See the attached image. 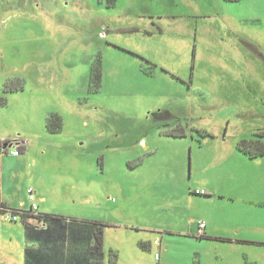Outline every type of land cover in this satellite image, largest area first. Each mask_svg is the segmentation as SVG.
Instances as JSON below:
<instances>
[{
	"label": "rangeland",
	"instance_id": "374dc122",
	"mask_svg": "<svg viewBox=\"0 0 264 264\" xmlns=\"http://www.w3.org/2000/svg\"><path fill=\"white\" fill-rule=\"evenodd\" d=\"M0 97L10 209L106 223L104 264H264V0H0Z\"/></svg>",
	"mask_w": 264,
	"mask_h": 264
},
{
	"label": "crops",
	"instance_id": "0c3cea01",
	"mask_svg": "<svg viewBox=\"0 0 264 264\" xmlns=\"http://www.w3.org/2000/svg\"><path fill=\"white\" fill-rule=\"evenodd\" d=\"M34 222L47 228L41 231L24 228L23 264H27L26 256L32 264H91L93 229L88 223L90 220L66 218L50 223ZM206 228L207 225L203 229ZM203 229L199 227L200 233Z\"/></svg>",
	"mask_w": 264,
	"mask_h": 264
},
{
	"label": "trees",
	"instance_id": "16d2710c",
	"mask_svg": "<svg viewBox=\"0 0 264 264\" xmlns=\"http://www.w3.org/2000/svg\"><path fill=\"white\" fill-rule=\"evenodd\" d=\"M91 80L94 81L96 83V86L94 88V90H98L99 88V83L102 77V71H101V67L100 65H94L92 67L91 70V74H90ZM6 100L3 97H0V105L5 104ZM61 118L57 115H55L54 117H48L47 119V127L48 129L55 131V130H59L61 128ZM168 135H172V136H178V135H185L183 134H172V133H168ZM264 137V131L261 133L257 134L256 138L253 139H242L239 141L238 143V149L245 155H247L250 158H257L260 156L264 155V141L263 138ZM19 144V149L20 152H24L25 151V145H21V142L19 141V139H15V140H1L0 139V158L3 152L7 151V147L10 144ZM0 210L8 212L9 210H12L9 208V206H7V204L2 200L1 197V175H0ZM15 210V209H13ZM18 210V209H16ZM23 224H24V228L25 230H35V231H41L44 230L46 227H43L40 225H38V223L34 222V220L38 221L39 223H50L51 221H64L66 220L65 217L63 216H57L54 214H45V213H38L35 214L33 212L30 211H26L24 213H22V218H21ZM91 227H92V233H93V245H92V261L91 264H104L103 260H104V249H103V226L106 223L103 222H98V221H90L88 222ZM203 236V235H202ZM200 236V237H202ZM95 252V253H94ZM28 255V254H27ZM26 262H29V258L28 256H26ZM0 264H5V263H0Z\"/></svg>",
	"mask_w": 264,
	"mask_h": 264
},
{
	"label": "built area",
	"instance_id": "2783aa9c",
	"mask_svg": "<svg viewBox=\"0 0 264 264\" xmlns=\"http://www.w3.org/2000/svg\"><path fill=\"white\" fill-rule=\"evenodd\" d=\"M11 153L14 155H18L20 154V149H19V144H16V146H14L11 149ZM29 199L31 200V206L28 209H20L18 211L15 210H9L8 213L6 214L7 218L17 221L18 219L22 218V213L24 211H30L33 212L35 214H38V209H39V204L36 202V197H35V193L33 191V189H29ZM200 193H206V191L202 190ZM200 227L203 228L205 227V223L203 221L200 222ZM155 243H158V241L156 240Z\"/></svg>",
	"mask_w": 264,
	"mask_h": 264
},
{
	"label": "water",
	"instance_id": "95a60500",
	"mask_svg": "<svg viewBox=\"0 0 264 264\" xmlns=\"http://www.w3.org/2000/svg\"><path fill=\"white\" fill-rule=\"evenodd\" d=\"M11 145H13V143H12V144H10V146H11Z\"/></svg>",
	"mask_w": 264,
	"mask_h": 264
}]
</instances>
